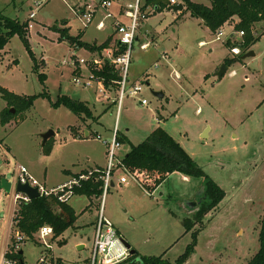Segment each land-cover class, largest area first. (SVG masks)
Masks as SVG:
<instances>
[{"label":"rangeland","instance_id":"374dc122","mask_svg":"<svg viewBox=\"0 0 264 264\" xmlns=\"http://www.w3.org/2000/svg\"><path fill=\"white\" fill-rule=\"evenodd\" d=\"M93 1L0 0L2 13L19 21L28 19L31 10L35 13L28 19L29 48L14 34L0 50V87L18 95L39 94L30 108L15 112L0 93V111L14 109L9 121L0 123V176L12 180L16 166L23 165L50 187L67 182L71 173L80 169L79 173H85L97 166L105 168L104 140L112 137L116 109L112 101L117 92H102L96 81L86 86L74 83L73 66L62 64L69 59L71 47L59 39L64 29L73 36L82 33L80 39L89 44H100L108 37L111 28L97 29L96 18L86 27L80 22L77 9ZM165 8L153 13L163 11L152 20L154 29H147L149 39L152 33L156 36L152 44L146 50L139 49V42L133 45L128 78L134 77L144 85L148 103L140 105L134 98H124L117 128L126 138L117 155L121 158L131 144L141 142L160 126L225 191V196L202 222L185 231L182 219L190 216L189 204L197 200L199 178L184 179L183 174L173 172L148 190L139 178L117 167L111 175L113 185L105 193L103 214L139 256L163 253L173 262L197 229L194 250L184 264H244L259 247L264 207V20L252 28L257 39L246 52L253 54L240 58V38L236 37L241 34L234 29V22L222 25L217 38V31L212 32L185 6L179 12ZM90 51L85 47L75 54L89 59L96 52ZM165 54L166 58L160 57ZM225 58L235 60L218 79L215 73L225 64ZM80 66L88 75L85 64ZM93 67L97 68L96 64ZM153 91H161L163 97ZM43 92L46 95L40 94ZM62 94L85 102L93 117L79 118L62 104L54 106ZM85 126L90 129L89 136L84 135ZM49 130L54 135L43 144L42 134ZM204 131L206 137L202 136ZM43 146H49L50 151L46 153ZM121 176L127 178L126 183L119 182ZM10 195L0 191V251L3 240H10L9 246L13 241L14 230L10 238L7 225L12 218ZM100 197L93 196L91 206L84 211L90 204L86 195L70 198L78 216L60 235L46 237L50 249L36 235V241L23 239L19 249L24 264H51L56 258L66 263L91 261Z\"/></svg>","mask_w":264,"mask_h":264},{"label":"trees","instance_id":"16d2710c","mask_svg":"<svg viewBox=\"0 0 264 264\" xmlns=\"http://www.w3.org/2000/svg\"><path fill=\"white\" fill-rule=\"evenodd\" d=\"M149 1L156 4L158 10L165 7L167 3V0ZM181 1L186 11H189L192 16L200 18L215 33L222 25L237 17L238 21L234 24V29L243 32V35L237 41V47L240 50L239 56L246 52L257 39L252 33L254 24L264 20V0H209V5L191 0ZM27 29V19L19 21L16 18L6 16L0 10V50L4 48L14 34H18L25 46L29 48ZM60 33L59 39L66 40L69 46L87 47L91 51L97 52L107 47L112 40V36H108L100 44H96L95 42L89 44L80 39L82 35L80 32L73 36L69 35L67 30L64 29ZM234 60L235 58H225L224 61L228 65ZM36 67L35 61L34 68ZM92 73L95 77L101 79L103 85L108 86L107 88L116 86V81L119 78L113 67L108 63H105L101 68L92 69ZM0 93L7 105L15 108V112L25 111L30 108L34 100L39 96V94L18 95L1 87ZM40 94L46 95L45 92ZM61 104L77 114L79 118H84L83 116L87 118L93 117L85 102L69 95L62 94L53 103L54 106ZM11 116V111L5 108L2 109L0 111V123L5 124ZM117 138L121 143L125 141V136L118 132ZM44 151L46 153L49 152L50 147H44ZM121 166L133 176L139 178L141 184L148 190L156 188L173 172L201 180L202 190L197 196L195 206L191 208L192 212L190 216L182 219L185 231L191 230L194 224L202 222L206 213L214 208L225 196V191L205 173L203 168L182 145L160 126L155 127L141 142L130 145L129 150L121 158ZM96 168L103 169L100 167ZM102 192V180L91 177L88 180L82 181L80 185L75 186L73 195L99 197ZM76 218L77 214L68 202H61L54 196H39L27 202L21 201L18 213L13 217V229L18 231L24 240L36 241V232L42 225H49L52 228L53 236H57L65 229L73 226ZM197 232V229L192 232L191 242L187 244L184 252L178 255L173 262L168 261L163 256V253L151 256H139L138 253H134L122 262H127L128 264H184L194 250ZM258 241L259 247L257 251L244 264H264V207L260 219ZM9 249L11 250L12 248L9 246ZM20 250L22 249L6 252V256L15 258L21 262L23 261V251L20 253ZM51 264H90V261L83 260L82 262L66 263L62 259L56 258L51 260Z\"/></svg>","mask_w":264,"mask_h":264},{"label":"built area","instance_id":"2783aa9c","mask_svg":"<svg viewBox=\"0 0 264 264\" xmlns=\"http://www.w3.org/2000/svg\"><path fill=\"white\" fill-rule=\"evenodd\" d=\"M182 3L181 0H167L166 8ZM42 2L36 1L39 6ZM158 11V6L149 0H94L93 2L86 3L77 9V14L83 27H86L89 23L96 18V28L103 30L106 27L111 28V32L108 36H112L110 44L103 48L100 52H95L89 59L79 58L75 51L80 49L76 45L71 47V55L69 59H64L62 64L73 66L72 80L78 85H90L91 81L100 83V90H103V83L101 79L95 77L92 73V69L101 68L105 63H108L113 67L119 78L116 81L117 95L114 99L116 103V109L114 114V125L112 128V137L109 141H105L107 144V164L102 170L98 168L88 169L85 173H78L67 182L55 186L49 187L44 182L34 177L25 166L17 165L15 168V179H18L21 183H28L29 185L36 187L39 192V196H54L61 202H68L73 196L74 187L80 185L84 180H88L91 177L100 178L102 180L103 192L100 197L99 213L94 227L92 254L90 264H114L119 261H123L130 254L128 249L121 241V236L113 223L103 214V201L105 193L108 191L111 185V175L115 168L121 167L124 171L130 173L123 166H121V158H118L117 149L121 147V142L117 138V123L120 117L121 106L124 98H134L140 105H146L148 100L144 96V85L139 82L131 83L129 75V66L132 57L133 45L135 42H139V49L146 50L151 44L152 39L143 32L142 27L145 21ZM100 17L97 18L96 15ZM35 16L33 10L28 14V19H32ZM28 27H31V23L28 22ZM241 35L242 31L239 32ZM221 31H218L216 36L220 37ZM237 53L236 48L231 49ZM161 58H166L165 55H161ZM84 63L85 68L89 71L88 75H83L77 72L81 68L80 64ZM96 64L97 68L93 65ZM92 66V67H91ZM155 67L157 64L155 63ZM172 74L179 78L177 71H173ZM101 139L100 135H96ZM130 175H132L130 173ZM133 176V175H132ZM135 177V176H133ZM120 183H126L127 178L121 176ZM11 200L14 203L12 210V225L13 217L18 213V207L21 201L27 202L30 200L28 196L22 193L12 192ZM53 234L52 228L49 225H42L36 232L37 238L46 249H50L49 243L46 241V237ZM23 241L22 235L18 231H14L13 242L10 247L11 250L6 248L1 255L0 264H20V262L11 257L6 256V252L16 251L19 249L20 243ZM45 256L40 257V261H44Z\"/></svg>","mask_w":264,"mask_h":264},{"label":"water","instance_id":"95a60500","mask_svg":"<svg viewBox=\"0 0 264 264\" xmlns=\"http://www.w3.org/2000/svg\"><path fill=\"white\" fill-rule=\"evenodd\" d=\"M184 8L183 3H177L175 5H171L169 7H167L168 10H172V11H181ZM253 54L252 52H245L243 54L240 55V58H245L249 55ZM227 70V65H225L224 63L220 66V68L217 70V72L215 73L217 75V78L220 79L222 74ZM153 94L157 97H163V93L161 91H153ZM11 112L14 111V109L10 110ZM54 135V132L49 130L45 133L42 134L43 137V144L46 143L47 139L51 136ZM203 137H206V133L204 131V133L202 134ZM111 185H113V183L111 182ZM0 189H3L5 192H17V193H22L25 194L26 196H28L30 199L39 197V192L37 191L36 187H33L31 185H29L28 183H21L18 179L13 178L12 180L7 179L6 177H0ZM194 203L191 202L190 205H193ZM121 241L124 244V246L128 249L129 254H134L135 250L130 246V244L121 237ZM82 245H78V247H81ZM20 253H22V250L19 251ZM20 264H24L23 261L20 262Z\"/></svg>","mask_w":264,"mask_h":264},{"label":"crops","instance_id":"0c3cea01","mask_svg":"<svg viewBox=\"0 0 264 264\" xmlns=\"http://www.w3.org/2000/svg\"><path fill=\"white\" fill-rule=\"evenodd\" d=\"M166 10H168L167 8H165ZM177 12H179V11H177ZM163 13V11H160V12H158V13H156V14H154V15H151L149 18H148V20L147 21H145V23H144V25H143V27H142V33L143 32H145L148 36H149V34H150V32H148L147 31V29L148 28H150V29H154V26L155 25H153V22H152V20L157 16V15H160V14H162ZM28 20V19H27ZM238 21V19H237V17H234L233 18V20H231L230 22H227V23H232V22H234V24L236 23ZM108 36V35H107ZM155 35H154V33H152L151 35H150V38L152 39V42L154 41V39H155ZM236 38H240V37H236ZM102 43V42H101ZM85 49V48H84ZM102 51V50H101ZM91 52V51H90ZM82 69L81 68H79L78 70H77V72H79V71H81ZM83 71V70H82ZM84 72L85 71H83V72H81V74H83L84 75ZM129 80H130V82L131 83H133V82H136V78H129ZM100 84V83H99ZM101 86V85H100ZM112 87H115L114 89L113 88H111V89H108L107 87H103V90H102V92H106V91H110V90H113V91H115V92H117V85L116 86H112ZM112 103H114V100L112 101ZM96 117H98V116H96ZM82 129H83V131H84V135L85 136H89L90 135V132H89V127H82ZM118 133H119V130H118ZM120 134H123V133H120ZM124 136H125V134H123ZM125 138H126V136H125ZM122 144V143H121ZM127 152V151H126ZM125 152V153H126ZM121 156V158L123 157V155L124 154H120ZM107 164V163H106ZM97 167H100V166H97ZM106 167V166H105ZM100 168H104V166L102 165ZM83 169H80V170H78V171H76V172H72L71 174H72V177H74L75 175H77L79 172H81ZM88 170V169H87ZM0 177H2V176H0ZM188 176H184L183 175V178L184 179H186ZM13 178H15V177H13ZM165 181V180H164ZM63 183H65V182H62V183H59V184H56V185H52V186H50V187H55V186H58V185H61V184H63ZM46 184V183H45ZM197 187H199V189H198V191H197V196H198V194L201 192V190H202V185H201V182L199 183V184H197ZM0 191H3V189H0ZM12 192L13 191H11V192H8V193H11L12 194ZM75 195V194H74ZM10 196H12V195H10ZM88 197V196H87ZM95 197V196H94ZM89 199H90V204L89 205H87L84 209H83V211L84 210H86V209H88L90 206H91V204H92V199H93V196H91V197H88ZM70 200V199H69ZM68 203L70 204V202L68 201ZM191 203V202H190ZM194 204H195V202H193ZM71 205V204H70ZM99 205V204H98ZM14 203H13V201L10 199V204H9V209H10V214H9V217H11L12 216V210H13V208H14ZM189 206L192 208V205H190L189 204ZM195 206V205H194ZM193 206V207H194ZM11 207V208H10ZM74 209V208H73ZM76 213V212H75ZM77 214V213H76ZM77 216H78V214H77ZM12 219V218H11ZM97 220V219H96ZM96 220H95V222H96ZM11 222V223H10ZM10 222H8L7 221V225H9V227H10V231H9V235H10V238H11V233L13 232V225H12V220L10 221ZM94 227H95V223H94ZM15 231V230H14ZM117 231H118V229H117ZM120 234V233H119ZM122 236V235H121ZM9 242H10V240H9ZM9 242L8 243H6V241L5 240H3L2 241V246H1V251H0V258H1V255H2V252L6 249V248H8L9 247ZM82 247V246H81ZM132 247V246H131ZM135 253H137V252H135Z\"/></svg>","mask_w":264,"mask_h":264},{"label":"bare ground","instance_id":"6f19581e","mask_svg":"<svg viewBox=\"0 0 264 264\" xmlns=\"http://www.w3.org/2000/svg\"><path fill=\"white\" fill-rule=\"evenodd\" d=\"M13 237V236H12Z\"/></svg>","mask_w":264,"mask_h":264}]
</instances>
